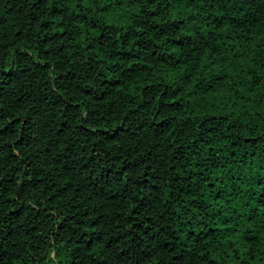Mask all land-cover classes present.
I'll list each match as a JSON object with an SVG mask.
<instances>
[{
    "label": "trees",
    "instance_id": "16d2710c",
    "mask_svg": "<svg viewBox=\"0 0 264 264\" xmlns=\"http://www.w3.org/2000/svg\"><path fill=\"white\" fill-rule=\"evenodd\" d=\"M0 264H264V0H0Z\"/></svg>",
    "mask_w": 264,
    "mask_h": 264
}]
</instances>
